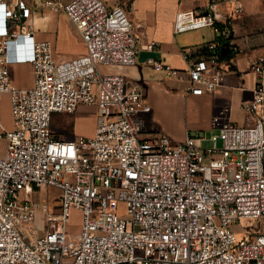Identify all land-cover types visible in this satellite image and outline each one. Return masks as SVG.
Returning a JSON list of instances; mask_svg holds the SVG:
<instances>
[{
    "label": "built area",
    "instance_id": "1",
    "mask_svg": "<svg viewBox=\"0 0 264 264\" xmlns=\"http://www.w3.org/2000/svg\"><path fill=\"white\" fill-rule=\"evenodd\" d=\"M200 1L178 10L175 31L210 26L227 38L230 15L224 9H242V0ZM35 5L64 12L86 51L58 60L52 43L35 39L28 27ZM225 40L199 45L206 53L195 60L189 47L182 48L185 70L154 56L146 62L187 77L191 93L211 92L225 78ZM156 46L155 40L140 42L124 5L0 0V138L6 142L0 155V264H264V48L249 58L256 82L243 105L247 122L231 121L229 108H221L212 118L211 129L218 130L213 144L205 148L200 132L183 141L162 133L142 136L139 114L152 110L146 94L128 87L124 74L105 70L134 64L141 49ZM13 61L32 64L33 85L12 81ZM5 92L11 127L1 120ZM82 104L97 107L95 134L57 136L53 113ZM43 186L60 190L58 212L33 200L34 189ZM38 209L46 214L41 228L34 226ZM73 210L81 213L76 236L68 229ZM242 218H255L260 228L238 238L232 225Z\"/></svg>",
    "mask_w": 264,
    "mask_h": 264
},
{
    "label": "crops",
    "instance_id": "2",
    "mask_svg": "<svg viewBox=\"0 0 264 264\" xmlns=\"http://www.w3.org/2000/svg\"><path fill=\"white\" fill-rule=\"evenodd\" d=\"M29 1L33 3V0ZM58 1L64 2L63 0ZM68 1L70 0H65V2ZM200 2V0H130L126 5L140 42L155 40L157 46L154 50L141 49L137 62L134 64L107 67L105 70L124 74L128 87L137 86L146 94L152 110L149 113L139 114L143 123L142 136L144 137L162 133L175 141H183L194 130L200 132L203 129H211L213 116L223 107L229 108L226 115L231 121L238 124L247 122L248 114L243 105L252 99L256 82V75L249 67V58L257 55L264 48V25L248 26L242 21L241 16L255 8L252 0H242L243 8L239 10L234 7L230 10L224 9L230 15L227 22V36H232L228 53L230 56L223 58L225 78L215 90L203 94L191 93L188 89L187 77L180 79L170 74L168 70L156 69L146 62L147 57L154 56L172 68L185 70L189 63L181 52L182 48H190L189 55L193 60L205 55L206 51L199 45L213 40L216 34H213L210 40L203 39L200 43L199 41L202 40L193 41L197 44L191 47L181 42L178 37L179 32L175 31V17L178 10L195 7ZM27 22L35 39L48 40L52 43L55 57L58 60L70 59L86 51L79 31L62 11H55L49 6L35 5ZM10 54L14 56V51L11 50ZM11 79L19 87L33 85L32 64L13 61ZM88 110H91V120L86 126L80 125L79 135L92 136L95 134L97 107L82 104L75 111L70 112L74 114ZM70 117L68 115L63 118L69 120ZM56 134L67 139L76 137L69 134L66 136ZM0 141L2 143L1 155L5 150L6 142L4 139ZM58 203L59 206L60 202ZM45 221V212L38 209L34 226L41 228Z\"/></svg>",
    "mask_w": 264,
    "mask_h": 264
},
{
    "label": "rangeland",
    "instance_id": "3",
    "mask_svg": "<svg viewBox=\"0 0 264 264\" xmlns=\"http://www.w3.org/2000/svg\"><path fill=\"white\" fill-rule=\"evenodd\" d=\"M65 2V0H63ZM108 6L114 5H124L126 6L130 0H103ZM63 2V3H64ZM252 4L255 5L254 9L251 12L244 13L241 17L242 21L247 23V25H255V26H263L264 25V0H252ZM42 7V6H40ZM127 13L128 8L126 6ZM233 17V16H232ZM213 34L216 32L210 26H204L195 29H189L186 31H182L178 33V37L181 42H184L186 45L194 47L197 43H193L196 40L203 42L204 40H210L213 37ZM85 44V43H84ZM70 112H54L53 113V122L52 128L53 131L58 133L61 136H66L67 134L77 136L80 134L79 130L81 126H86L88 122L91 120L92 114L91 110L84 111L82 113H70ZM70 115V119L66 120L63 117H68ZM1 120L7 126L10 127L12 124V110H11V102L9 93L5 92L1 101ZM217 129H203L200 131L201 135H204L206 139L203 142V147H210L213 144L211 140V135L217 133ZM198 130H194L191 132L192 135H196ZM74 138V137H73ZM3 139V138H0ZM1 141H0V149H1ZM221 140H218V145L221 146ZM25 192L21 191L20 199L25 197ZM33 200L38 201L39 203L48 202L53 211L60 210V205L58 206V202L61 204L60 198V190L54 186H47L42 188H36L31 194ZM120 208L124 207L123 203H120ZM122 205V206H121ZM126 215V213H123ZM81 223V213L79 210H73L70 216V222L68 224V229L70 235L76 236L79 234ZM232 228L236 231L238 238H243L244 236H248L249 232L258 230L260 228L259 223L256 222L255 218H242L237 223L232 225ZM38 232H42L38 230Z\"/></svg>",
    "mask_w": 264,
    "mask_h": 264
},
{
    "label": "water",
    "instance_id": "4",
    "mask_svg": "<svg viewBox=\"0 0 264 264\" xmlns=\"http://www.w3.org/2000/svg\"><path fill=\"white\" fill-rule=\"evenodd\" d=\"M231 37H232L231 35H228L227 36V40H225L224 43H223L221 52H222V55H224V56L229 53V50H230V38Z\"/></svg>",
    "mask_w": 264,
    "mask_h": 264
},
{
    "label": "trees",
    "instance_id": "5",
    "mask_svg": "<svg viewBox=\"0 0 264 264\" xmlns=\"http://www.w3.org/2000/svg\"><path fill=\"white\" fill-rule=\"evenodd\" d=\"M215 39H222V40H225L226 39V35H218L216 34V37ZM230 56V54L226 55V56H223V58H228ZM58 136V135H57Z\"/></svg>",
    "mask_w": 264,
    "mask_h": 264
}]
</instances>
